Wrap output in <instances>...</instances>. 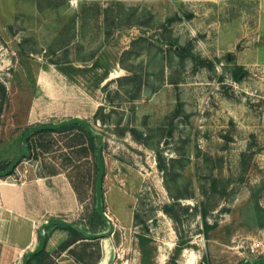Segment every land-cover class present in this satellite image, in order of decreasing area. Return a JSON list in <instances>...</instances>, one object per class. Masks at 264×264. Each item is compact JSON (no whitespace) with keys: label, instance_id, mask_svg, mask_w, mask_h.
<instances>
[{"label":"rangeland","instance_id":"1","mask_svg":"<svg viewBox=\"0 0 264 264\" xmlns=\"http://www.w3.org/2000/svg\"><path fill=\"white\" fill-rule=\"evenodd\" d=\"M0 81V163L37 125L82 118L105 137L115 229L90 262L264 264V0H0ZM51 137L10 178L56 168L80 179L84 221L94 157ZM204 211L217 223L208 238ZM58 248L51 264H74Z\"/></svg>","mask_w":264,"mask_h":264},{"label":"crops","instance_id":"2","mask_svg":"<svg viewBox=\"0 0 264 264\" xmlns=\"http://www.w3.org/2000/svg\"><path fill=\"white\" fill-rule=\"evenodd\" d=\"M12 176L0 179V264H19L34 250L39 243V229L46 221L63 218L81 223L75 218L80 216L81 203L65 173L43 175L35 170L26 179L10 178ZM45 232L49 236L47 252L70 237L67 230L57 225Z\"/></svg>","mask_w":264,"mask_h":264},{"label":"trees","instance_id":"3","mask_svg":"<svg viewBox=\"0 0 264 264\" xmlns=\"http://www.w3.org/2000/svg\"><path fill=\"white\" fill-rule=\"evenodd\" d=\"M181 48L177 51L178 53H181ZM242 70V67H238V70L236 71V78L239 79V74ZM8 102V89L4 83L0 81V121L1 117L3 115V112L7 106ZM101 108H99L98 112L96 113V117L100 120L103 121L99 117ZM104 122V121H103ZM134 134H137L135 130H133ZM65 134L67 138H69L68 141H66L65 146L72 150V152L76 156H88V154H91L94 157V173L98 175V165H97V148L99 146V140L98 138L92 136L87 129L80 124H71V125H66L63 126L59 129L56 130H44L37 132L33 134L30 138V154L29 158L33 156L35 152L39 154L38 149H41V152L48 153L52 150L54 145L57 144V139H54V137H51L50 139H43L42 137L45 134ZM51 136V135H50ZM142 138V137H140ZM35 156H38L35 154ZM12 161H7V162H2L0 163V170H5L9 164ZM158 165L161 170H166L167 165H166V160L162 157V155L158 154ZM16 170L12 173L14 175ZM61 173L58 171L56 168H52L51 171H48V175H56ZM43 175H46L45 173H42ZM79 200L83 199V196L85 194V191H83L84 183L80 179H70ZM211 188L215 192H222L225 193V189H221V186L218 184V181L216 178L213 179L211 183ZM94 199H95V206L93 207V210L91 213H89L86 217H84V221H81L79 224L82 226L84 229H86L88 232L92 233H101L109 228V223L107 220L102 218L96 211V179L94 183ZM105 199V195H104ZM105 203V201H104ZM106 208V207H105ZM169 206L165 207V210L168 212ZM203 215V224L205 229L203 230L204 235L206 238L209 236V232L217 227V223L214 225H210V223L207 221V212L204 211L202 213ZM139 215L135 216V222L136 224H144L146 229L148 230V226L145 224L144 221L139 219ZM58 227L67 230L70 234V237L65 240L59 248L56 250V253L60 254L62 252H67L74 260L75 262L79 264H96V262H90L88 259H91L93 256V253L89 250L90 246L96 245L98 247V258L101 257V249H100V243L99 241L101 239L98 238H88L76 229L72 227H68L62 224L57 225ZM47 235V240H48V234ZM141 242H145V237L143 235L140 236ZM97 242V243H96ZM51 257L52 255L45 250H43L40 254H37L33 257L30 258V261L28 264H51Z\"/></svg>","mask_w":264,"mask_h":264},{"label":"water","instance_id":"4","mask_svg":"<svg viewBox=\"0 0 264 264\" xmlns=\"http://www.w3.org/2000/svg\"><path fill=\"white\" fill-rule=\"evenodd\" d=\"M71 124H80L83 125L87 131L94 137L98 138L99 146L97 148V165H98V176L96 180V211L97 213L108 221L109 228L108 230L101 232V233H92L88 232L79 224L63 219V218H52L45 223H43L39 229V243L34 250L29 251L23 258L21 264H28L30 258L40 254L43 250H45L46 243H47V235L45 230L54 225H65L68 227H72L85 235L88 238H98L103 239L107 236L113 234L115 229V222L112 217L107 213L105 208V199H104V179L106 175V168H105V160H104V145H105V137L103 134L97 132L91 123L86 119L82 118H70L58 123H49V124H42L33 126L24 134L23 136V148L21 152L13 159V161L9 164V166L5 170H0V178H6L12 175V173L18 168V166L29 156L30 154V138L33 134L44 131V130H56L66 125Z\"/></svg>","mask_w":264,"mask_h":264},{"label":"built area","instance_id":"5","mask_svg":"<svg viewBox=\"0 0 264 264\" xmlns=\"http://www.w3.org/2000/svg\"><path fill=\"white\" fill-rule=\"evenodd\" d=\"M250 250H251V253H256V252H258V247H257V245H251Z\"/></svg>","mask_w":264,"mask_h":264}]
</instances>
